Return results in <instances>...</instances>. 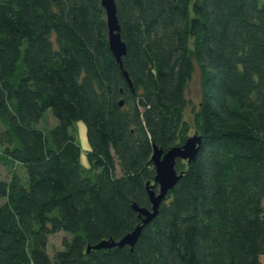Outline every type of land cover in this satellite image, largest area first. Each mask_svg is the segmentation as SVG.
<instances>
[{"label":"trees","instance_id":"trees-1","mask_svg":"<svg viewBox=\"0 0 264 264\" xmlns=\"http://www.w3.org/2000/svg\"><path fill=\"white\" fill-rule=\"evenodd\" d=\"M115 4L121 65L100 0H0V264H264V3ZM48 109L56 124L40 127ZM194 134L195 159L176 160L182 176L134 246L88 250L141 224L132 205L150 209L147 181L158 191L152 145ZM58 232L69 238L50 256Z\"/></svg>","mask_w":264,"mask_h":264},{"label":"water","instance_id":"water-1","mask_svg":"<svg viewBox=\"0 0 264 264\" xmlns=\"http://www.w3.org/2000/svg\"><path fill=\"white\" fill-rule=\"evenodd\" d=\"M100 4L105 13V20L108 33V47L116 62L121 65L122 57L126 53V47L120 36V26L116 16L115 0H100ZM129 85L131 82L124 72ZM122 104V102H120ZM201 144V137L194 134L186 139L180 146H173L167 151H163L155 145H152V155L150 157L153 163L155 176L153 182L158 185V191H154L153 185L149 181L145 183V188L151 204L150 209L138 207L133 204L132 207L140 218V225L126 234L118 242L113 240H102L94 246H88L90 249H102L112 247H123L125 245L134 246L143 226L150 222L158 213L160 203L165 199L166 194L171 190L182 176V172L177 173L175 170L176 160H183L187 163L193 161L197 155Z\"/></svg>","mask_w":264,"mask_h":264},{"label":"rangeland","instance_id":"rangeland-1","mask_svg":"<svg viewBox=\"0 0 264 264\" xmlns=\"http://www.w3.org/2000/svg\"><path fill=\"white\" fill-rule=\"evenodd\" d=\"M262 3H264V0H260V4ZM186 98L188 101V106L185 109L184 117L189 123H191L192 110H196L200 98V76L199 70L196 66L186 88ZM54 124H56V120L53 118L51 111L48 109L44 113L43 118L38 125L40 127H52L54 126ZM69 131L75 136L76 142L81 149L79 162L83 171L86 172V169L88 168L87 152L89 151V144L86 135V125L82 120H75L72 122ZM15 171L23 178V183L26 184V174H24L23 168L20 165H16ZM9 173V170L5 168L3 164H0L1 177L4 179H8L10 175ZM64 237L69 238V235L67 233L58 232L49 236L47 253L50 256H52L55 251L62 249L61 241ZM260 260L264 262V256H262Z\"/></svg>","mask_w":264,"mask_h":264}]
</instances>
